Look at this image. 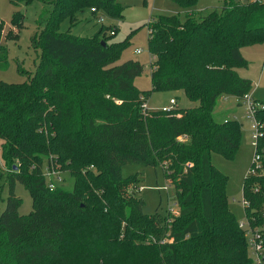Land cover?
<instances>
[{
  "label": "trees",
  "instance_id": "obj_1",
  "mask_svg": "<svg viewBox=\"0 0 264 264\" xmlns=\"http://www.w3.org/2000/svg\"><path fill=\"white\" fill-rule=\"evenodd\" d=\"M171 1L189 10L198 0ZM33 2L49 8L31 37L40 49L35 71L24 83L0 82V183L8 187L0 264H256L228 207V176L211 155L231 161L240 148L241 124L215 121L214 109L219 98L235 97L241 106L250 96L252 82L236 69L246 64L241 47L264 42V1L227 0L199 19L151 20L148 91L134 84L143 72L140 62L117 64L129 41H109L115 26L101 24L91 38L60 32L62 22L73 25L86 10L122 18L117 0H12ZM23 20L21 13L13 15L7 39L17 40ZM3 28L0 22V42ZM7 52L0 44L2 65ZM154 92H183L195 105H175L169 113L142 110ZM259 103V162H252L243 181V201L249 226L264 244V101ZM128 164L161 167L176 216L143 213L138 178L122 177ZM51 165L71 176V190L47 187L43 172ZM16 183L31 197L27 215L18 214Z\"/></svg>",
  "mask_w": 264,
  "mask_h": 264
},
{
  "label": "rangeland",
  "instance_id": "obj_2",
  "mask_svg": "<svg viewBox=\"0 0 264 264\" xmlns=\"http://www.w3.org/2000/svg\"><path fill=\"white\" fill-rule=\"evenodd\" d=\"M226 1L198 0L193 8L185 10L171 0H117L124 8L122 18H110L104 13L92 16L90 11L86 10L78 15L79 20L75 24L70 25L67 20L62 22L60 32L69 31L71 35L77 37L91 38L101 29L99 18L102 17L103 25L106 28L116 27V34L109 38L110 42H124L126 39L129 41L117 64L129 60L140 62L143 65V72L135 79L134 84L139 90L148 91L151 89V55L147 48L148 23L159 15H176L184 20L188 14H192L196 19H199L212 9L222 7ZM46 9L49 8L40 2L25 5L14 4L12 0H0V22L4 26L0 44L8 51L7 63L0 64V82L24 83L33 75L40 49L32 47L31 37L42 27L38 25L37 20ZM18 12L24 16L23 25L18 30V38L17 40L7 39L5 36L12 29L13 15ZM46 16L47 14L44 18ZM136 50H140V54H136ZM240 53L246 64L237 68L236 72L240 77L252 82L251 99L258 103L262 102L264 101V42L243 46ZM171 97L176 99L177 108L186 109L195 105L184 96L183 92H154L147 100V105L150 110L156 111L167 106ZM214 119L217 122L237 120L241 124L242 140L235 159L229 161L217 154H212L211 162L219 171L228 176L226 186L228 207L238 223H245L243 181L249 172L255 153L249 109L246 103H241L239 106L235 97L219 98L214 109ZM1 142L2 140H0V168H3ZM121 173L124 179L138 178L139 187L142 189L137 192V196L144 201V214L149 216L156 214L164 217L168 209L173 207V190L172 187H169L168 191L164 190L168 184L160 166L144 167L138 164H128L122 167ZM59 177L62 180L59 185L65 190H71L73 185L71 176L66 172H61ZM14 194L22 202L18 214L21 216L29 214L32 211V200L29 193L20 183H16ZM7 197L8 187L5 182H2L0 183V214L6 208Z\"/></svg>",
  "mask_w": 264,
  "mask_h": 264
},
{
  "label": "built area",
  "instance_id": "obj_3",
  "mask_svg": "<svg viewBox=\"0 0 264 264\" xmlns=\"http://www.w3.org/2000/svg\"><path fill=\"white\" fill-rule=\"evenodd\" d=\"M264 1V0H263ZM91 13L97 15L100 14L101 12L95 10V9H91ZM99 23L103 24V18L100 17L99 18ZM115 32V27H113L112 31L110 32V35H113ZM140 50H136L135 53L136 54H140ZM242 103H246L247 107L249 109V118L251 119V128L253 130V134H252V140H253V145L256 148V142L258 139V123L255 119V112L258 108H261L262 105L256 101H254L253 99H251L250 96H246L245 99L242 101ZM176 102L174 99H170L169 100V104L165 107H162L161 109H159L158 111L163 112V113H169L171 110H173V108L175 107ZM142 110L146 111V110H150L147 107V104H143L141 106ZM256 164H258L259 162V157L258 156H254V160H253ZM61 172L58 171L57 169H55L52 165L50 167H46V169H44L43 175L45 177V181H46V185L50 190H53L57 187H59L60 183L62 182V180L59 177V174ZM142 189V187H140L138 189V192ZM169 186L165 187L164 190L168 191ZM244 207L246 205V203L243 201ZM168 212L173 215L176 216L178 214V208H177V204L174 202L173 207H170L168 209ZM238 227L241 230H244L245 235L247 237V244H248V253L250 258L252 259V261L256 264H264V244L263 241L261 239V235L259 233L258 230L252 229L249 226V223L246 219L245 223H238Z\"/></svg>",
  "mask_w": 264,
  "mask_h": 264
},
{
  "label": "crops",
  "instance_id": "obj_4",
  "mask_svg": "<svg viewBox=\"0 0 264 264\" xmlns=\"http://www.w3.org/2000/svg\"><path fill=\"white\" fill-rule=\"evenodd\" d=\"M170 99H173V98L171 97ZM170 99H169V100H170ZM147 107H148V105H147ZM148 108H149V107H148Z\"/></svg>",
  "mask_w": 264,
  "mask_h": 264
},
{
  "label": "water",
  "instance_id": "obj_5",
  "mask_svg": "<svg viewBox=\"0 0 264 264\" xmlns=\"http://www.w3.org/2000/svg\"><path fill=\"white\" fill-rule=\"evenodd\" d=\"M104 45V43H102Z\"/></svg>",
  "mask_w": 264,
  "mask_h": 264
}]
</instances>
